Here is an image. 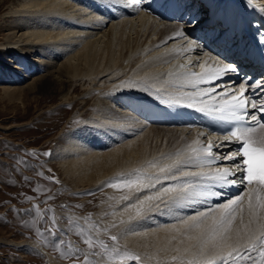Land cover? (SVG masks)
<instances>
[{"label":"bare ground","instance_id":"bare-ground-1","mask_svg":"<svg viewBox=\"0 0 264 264\" xmlns=\"http://www.w3.org/2000/svg\"><path fill=\"white\" fill-rule=\"evenodd\" d=\"M160 1L21 0L9 13L15 21L9 26L10 34L1 51L18 56L23 69L11 67V71L4 65L1 81L5 98L16 102L23 100L25 92L29 95L57 93L64 103H72L81 85L87 86L85 95L95 102L94 115L84 121L77 134L70 133L69 143L59 150L61 166L76 187L107 188L110 181L133 175L137 170L149 176L163 175L159 167L172 162L165 158L182 153L197 139L199 146H206L211 140L214 154L233 152V147L222 137L208 136L188 125L185 119L190 113L181 106L192 103L188 108L204 107L200 97L192 95L200 88L214 89L211 95L217 99L225 91L231 94L236 90V85L231 83L201 84L193 89L194 81L188 74L210 72L217 66V57L226 60L221 51L222 47L228 48V43L234 48L237 39L245 43L247 36L257 39L258 33L264 31L261 11L264 0H175L180 9L184 6V15H189L185 20L175 19V11L170 14L167 10L165 14L155 11V4L161 5ZM193 19L196 23L191 26ZM181 32L185 35H180ZM209 34L215 36L209 39ZM193 39L203 47L194 45ZM235 57L236 52L230 58ZM7 71L16 74L15 81L7 77ZM31 72L38 74L33 80L29 78ZM177 99L181 102L175 106L163 102ZM138 100V104L128 109L130 103ZM260 107L257 103L252 108V114L258 119L264 117ZM259 129L257 134L263 143L254 145L260 147L264 145V128ZM257 134L251 133L252 139ZM233 163L220 157L212 170ZM159 187L160 184L155 188L127 187L125 196L124 192L106 191L109 200L115 199L117 209L122 210L112 224L102 222L103 228H117L124 243L136 252L140 249L147 252L149 257H143L144 261L153 260L154 255L158 262L166 264H189L190 261L202 264L201 249L195 239L199 230H192L180 221L201 211L211 214L233 198L228 192H222L223 195L208 198L206 202L194 199L164 208L160 201L146 200ZM218 188L212 190L221 192ZM129 203L135 204L129 206ZM242 207H247V196Z\"/></svg>","mask_w":264,"mask_h":264},{"label":"rangeland","instance_id":"rangeland-1","mask_svg":"<svg viewBox=\"0 0 264 264\" xmlns=\"http://www.w3.org/2000/svg\"><path fill=\"white\" fill-rule=\"evenodd\" d=\"M20 4L21 0H0V264H162L154 255L153 260L144 261L147 252H136L124 243L117 228H103V223L112 224L122 210L117 209L115 199L109 200L106 191L124 192L125 196L127 187H76L61 166L59 150L69 143V134H77L94 115L95 102L85 95L87 86L80 85L72 103H64L57 93L25 92L23 100L16 102L5 98L1 81L4 65L23 69L18 56L1 51L15 21L9 13ZM6 74L15 81V73ZM37 76L31 72L29 78ZM139 102L130 103L128 109ZM259 137H253L255 144L263 143ZM86 237L93 239L91 249L84 242ZM97 241L103 242V247ZM69 244L75 246L73 250L88 253L87 261L83 256L78 260L64 256ZM125 252L129 255L118 258Z\"/></svg>","mask_w":264,"mask_h":264},{"label":"snow or ice","instance_id":"snow-or-ice-1","mask_svg":"<svg viewBox=\"0 0 264 264\" xmlns=\"http://www.w3.org/2000/svg\"><path fill=\"white\" fill-rule=\"evenodd\" d=\"M249 7L251 4L249 3ZM264 12V9H261ZM196 21L193 19L192 25ZM180 35H185L181 32ZM258 42L264 46V31L258 33ZM196 46L203 47V44L197 40L192 41ZM184 66H181L183 69ZM237 72V67L230 64L221 58L217 57V66L210 72L197 75L196 73L188 74L193 78V89L196 85L209 84L216 79L223 77L229 73ZM172 73H169L171 76ZM186 78V77H185ZM260 88L261 101L249 102L246 93L253 88ZM214 91L212 88H200L192 95L200 97L199 102L204 104V107L198 108L208 117L221 122H236L242 121L247 117V109L249 107L256 108L257 103L261 104L259 111L264 114V85L259 81L250 85L248 80L241 82L236 86V90L231 94L225 91L219 99L217 96L211 95ZM187 95V93H186ZM215 103H211V101ZM165 104L175 106L181 101L164 100ZM187 107H192V103H188ZM252 120L256 119V114L253 113ZM259 127L264 128V123L259 124ZM256 131L255 127H237L229 133L222 134L223 139L232 142L241 141V147L238 150L224 153H213V143L208 141L206 146H199L200 140H195L192 144L187 145L182 153H177L174 157H166L165 160H171V163H163L159 167L157 175H144L141 170H137L135 174L127 177H119L114 181H110L108 186L119 188L121 185L131 188L133 186L155 188L160 184L152 195L146 197L147 201H160L164 208H169L170 205H180L185 202H192L194 199H199L206 202L208 198L223 195L222 192L213 191V187L224 188L237 183L245 184L249 189L245 193L247 196V207H242L245 196L229 199L217 209H214L211 214L207 211H201L194 216L186 217L180 223L184 224L192 230H199V235L195 239L199 242L201 256L203 257L202 264H264V145L254 147L255 141L251 137V133ZM199 146V147H198ZM223 147L224 145H219ZM47 155V154H46ZM186 157L182 159L181 157ZM223 157V160H233L236 162L231 165H219L215 170L212 166L216 165L217 160ZM239 157V159H236ZM27 166V162H24ZM155 167L156 165H151ZM207 167V172L198 171ZM236 169H239L241 175L237 176ZM147 182V183H145ZM255 185V188L251 186ZM166 198V199H165ZM156 207H160L157 204ZM245 212L247 219H245ZM139 214V208L137 209ZM239 221V223H237ZM53 227L55 223L53 222ZM39 231V230H38ZM49 234L52 233V228L48 229ZM67 235V233H65ZM113 241L117 240L116 236H112ZM84 242L91 249L93 247V239L85 238ZM103 247V242L97 241ZM56 244L62 241H56ZM75 246L69 244L67 250L63 253L64 256L70 259L78 260L82 256L87 261L89 254L83 253ZM207 249V252L204 250ZM109 251H112L111 249ZM129 253L125 252L118 258L122 259ZM132 259L139 260L138 256H133ZM177 259L173 257V260ZM189 264H192L190 261Z\"/></svg>","mask_w":264,"mask_h":264}]
</instances>
